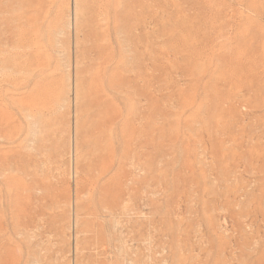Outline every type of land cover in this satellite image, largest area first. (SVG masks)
Returning a JSON list of instances; mask_svg holds the SVG:
<instances>
[{"label":"rangeland","instance_id":"1","mask_svg":"<svg viewBox=\"0 0 264 264\" xmlns=\"http://www.w3.org/2000/svg\"><path fill=\"white\" fill-rule=\"evenodd\" d=\"M0 264H264V0H0Z\"/></svg>","mask_w":264,"mask_h":264}]
</instances>
